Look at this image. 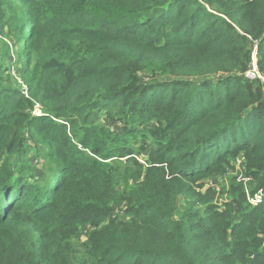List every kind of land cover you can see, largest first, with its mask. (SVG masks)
<instances>
[{"label": "trees", "instance_id": "16d2710c", "mask_svg": "<svg viewBox=\"0 0 264 264\" xmlns=\"http://www.w3.org/2000/svg\"><path fill=\"white\" fill-rule=\"evenodd\" d=\"M15 2L1 17L51 46L35 66L0 50V264H264V81L245 77L254 55L264 77V0ZM31 151L48 181L24 213Z\"/></svg>", "mask_w": 264, "mask_h": 264}, {"label": "rangeland", "instance_id": "374dc122", "mask_svg": "<svg viewBox=\"0 0 264 264\" xmlns=\"http://www.w3.org/2000/svg\"><path fill=\"white\" fill-rule=\"evenodd\" d=\"M1 1V0H0ZM18 2H15V4L18 3H25V0H17ZM3 8V6L0 7V9ZM27 9V8H26ZM18 14L20 15L19 10L20 9H15ZM13 12L8 13L7 17L5 19L1 17L0 13V50L1 54L6 53V59L4 60L5 64H10L14 62L16 65H19V63H24V61L28 58L29 61L32 62V66H35L37 63H40L41 61H45L46 57H50L49 50H50V26L47 23H31L28 24L27 21L18 23V19L11 18L9 17ZM30 21V20H28ZM256 57V56H255ZM25 73L18 75L17 81L22 85V89H25V84H23V81L25 80ZM42 107L40 104H37L35 106V109L33 111V115H40L42 114ZM51 135H56L54 131L51 132ZM74 143L77 148L76 152L83 153L85 156L90 155L92 158H101L100 156L94 154L91 152L90 149H86L80 144L75 139L70 140V145ZM32 144V142L30 143ZM28 145L29 151L33 149V144ZM40 147H44L42 143H39ZM149 150V149H148ZM45 151V150H43ZM42 151V152H43ZM147 151L144 152L142 155H138L139 159L143 162L146 163V157H147ZM35 153L31 151L29 154H25V163L24 165L29 164L30 162L33 163L35 161ZM41 160L39 161L36 167H35V173L37 174L36 180H34L33 176L29 174V171L24 172L26 175L29 174L27 178L28 183H33L34 189H23V196L20 194L16 193L14 196L12 195L13 203H16L15 201L17 200L16 197H19L22 202H24L23 209L24 213L30 208V204L33 199L37 198L39 196L38 194V189L39 187H43L47 183V174L45 171V166L44 162H48V158L44 157L43 153L40 158ZM105 164L111 165L114 168H112V173L114 175V179L118 181L119 185L118 188L124 187L126 184V176L125 175V170L122 167V162L121 159H109L104 161ZM235 166H236V171L235 173L241 172L242 171V165L241 161L237 160L235 161ZM118 170V173H116ZM233 172L229 171L223 174L222 176L219 177H209L205 180L204 185H208L216 189L218 192H221V189L223 186H228L229 185V180L228 177L232 175ZM54 193V192H53ZM53 193L51 195H53ZM41 196V193H40ZM227 195L224 194L223 197L220 199H217L219 203L222 202V200H226ZM11 201V202H12ZM253 201H256L254 199ZM183 202L180 203L179 210L184 209Z\"/></svg>", "mask_w": 264, "mask_h": 264}, {"label": "built area", "instance_id": "2783aa9c", "mask_svg": "<svg viewBox=\"0 0 264 264\" xmlns=\"http://www.w3.org/2000/svg\"><path fill=\"white\" fill-rule=\"evenodd\" d=\"M245 77L248 79H251V80L256 79V78H262L264 81V77L258 71L257 59H256L255 55L253 56V59H252V62H251L249 69L245 73Z\"/></svg>", "mask_w": 264, "mask_h": 264}]
</instances>
